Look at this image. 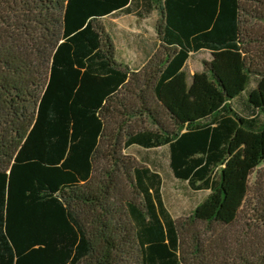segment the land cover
<instances>
[{
	"label": "trees",
	"instance_id": "trees-1",
	"mask_svg": "<svg viewBox=\"0 0 264 264\" xmlns=\"http://www.w3.org/2000/svg\"><path fill=\"white\" fill-rule=\"evenodd\" d=\"M0 264H264V0H0Z\"/></svg>",
	"mask_w": 264,
	"mask_h": 264
},
{
	"label": "rangeland",
	"instance_id": "rangeland-1",
	"mask_svg": "<svg viewBox=\"0 0 264 264\" xmlns=\"http://www.w3.org/2000/svg\"><path fill=\"white\" fill-rule=\"evenodd\" d=\"M148 22L149 21H136L132 18H122L115 21V24L117 27L124 32L127 33H137L141 31L142 29L148 28ZM133 56L129 54V59L133 60ZM209 57L205 53H199L194 55L191 60L188 62L187 66L191 72L199 71V61L200 60H208ZM196 198L200 201H202L205 198V194H198L196 195ZM186 199V195L184 192H178L174 195L173 199L171 200V204L173 206L174 216H178L177 214V206L178 204H182Z\"/></svg>",
	"mask_w": 264,
	"mask_h": 264
}]
</instances>
